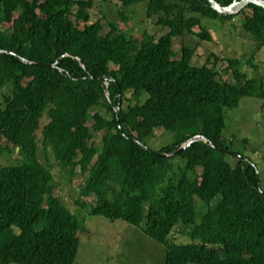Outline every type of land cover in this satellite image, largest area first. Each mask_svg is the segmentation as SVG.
I'll use <instances>...</instances> for the list:
<instances>
[{
  "label": "trees",
  "instance_id": "trees-1",
  "mask_svg": "<svg viewBox=\"0 0 264 264\" xmlns=\"http://www.w3.org/2000/svg\"><path fill=\"white\" fill-rule=\"evenodd\" d=\"M116 1H144L163 32L136 37L109 21L102 33L90 21L92 0H0V150L17 148V162L0 165V264H71L76 255L84 222L53 194L38 143L68 179L75 169L85 175L89 214L161 245L159 264H264V178L221 137L224 109L264 98V70L248 78L239 59L225 57L233 80H219L208 57L191 63L197 43L172 49L176 36L211 40L202 18H237L264 44V8L224 15L208 0ZM158 129L170 140L154 149L146 139ZM194 135L206 140L172 153ZM262 161L264 171V153Z\"/></svg>",
  "mask_w": 264,
  "mask_h": 264
},
{
  "label": "rangeland",
  "instance_id": "rangeland-1",
  "mask_svg": "<svg viewBox=\"0 0 264 264\" xmlns=\"http://www.w3.org/2000/svg\"><path fill=\"white\" fill-rule=\"evenodd\" d=\"M92 7L88 10L90 21L98 19L102 22V33L108 29V23L113 21L116 26L126 33L139 37V30L153 33L157 37L163 32L154 24V18L144 16L145 2L123 7L116 0H92ZM249 9H247V12ZM203 25L208 28L211 40H200L194 35L176 36L172 39V49L179 55L182 45L196 44L191 59L193 65H202L208 57V65H212L217 71L219 80L232 81L229 70L226 68L225 57L239 59V69L248 78L259 77L264 70V44L256 42L250 34L243 31L237 18L230 21L202 18ZM192 30L199 32L198 26ZM226 68V69H225ZM127 96H129L127 94ZM144 96L140 98L143 100ZM130 103L135 102L130 98ZM0 107L2 97L0 95ZM103 111L102 107L91 109ZM224 126L221 131L222 140L230 148L231 153L248 156L252 159L256 168L264 178L263 153H264V98L256 96H242L232 108L223 110ZM46 118H41V124ZM40 129L36 131V137L40 136ZM170 140L169 133L158 129L154 136L146 139V144L154 149ZM4 141L2 145H4ZM38 160L47 166L53 176L54 189L61 202L75 214L79 220H83V229L78 232L79 243L75 258L71 264H159L162 259V247L146 236L138 228L120 220L112 221L100 215L89 214L90 204L94 197L82 194L81 187L85 175L78 169L68 179V173L57 166V160L49 149L43 151L38 143ZM16 147H10L9 152L0 150V165H8L17 162ZM199 170V169H197ZM199 200L195 206L198 212H203L205 207ZM178 228L173 233L179 236L178 241L186 239L179 233ZM194 264V263H189Z\"/></svg>",
  "mask_w": 264,
  "mask_h": 264
},
{
  "label": "water",
  "instance_id": "water-1",
  "mask_svg": "<svg viewBox=\"0 0 264 264\" xmlns=\"http://www.w3.org/2000/svg\"><path fill=\"white\" fill-rule=\"evenodd\" d=\"M211 7L217 11L219 14H224V15H230V14H234L236 13L241 7H243L244 5L248 4V3H254L258 6H261L264 8V0H234L232 1L229 5L227 6H221L219 5L215 0H208ZM24 60V59H23ZM25 61V60H24ZM101 81L105 82L104 78H100ZM203 140L205 141L206 139L202 136V135H194L192 137H189L185 142H183L182 144H180L177 149H175V151H173L172 153L178 152L181 149H184L185 147H187L189 144H191L193 141L195 140ZM164 155H168V154H164Z\"/></svg>",
  "mask_w": 264,
  "mask_h": 264
}]
</instances>
